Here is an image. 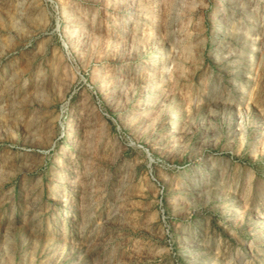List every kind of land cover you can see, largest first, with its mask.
I'll return each instance as SVG.
<instances>
[{
    "label": "rangeland",
    "instance_id": "rangeland-1",
    "mask_svg": "<svg viewBox=\"0 0 264 264\" xmlns=\"http://www.w3.org/2000/svg\"><path fill=\"white\" fill-rule=\"evenodd\" d=\"M0 264H264V0H0Z\"/></svg>",
    "mask_w": 264,
    "mask_h": 264
}]
</instances>
